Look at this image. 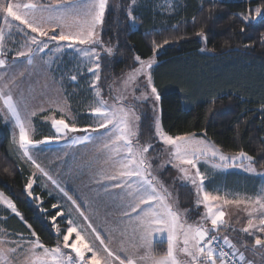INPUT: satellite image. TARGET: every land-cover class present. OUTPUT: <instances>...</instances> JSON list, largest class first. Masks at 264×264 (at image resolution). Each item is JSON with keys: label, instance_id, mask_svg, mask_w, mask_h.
Returning a JSON list of instances; mask_svg holds the SVG:
<instances>
[{"label": "snow or ice", "instance_id": "6c2138e0", "mask_svg": "<svg viewBox=\"0 0 264 264\" xmlns=\"http://www.w3.org/2000/svg\"><path fill=\"white\" fill-rule=\"evenodd\" d=\"M137 2L0 0V119L11 125L12 150L32 169L25 184L28 195L39 175L70 202L66 212L52 205L57 209L50 218L57 242L50 246L0 192V204L28 229L25 235L0 228V264H264V187L248 193L211 186L212 177L228 169L264 176L257 167L264 168V145L258 159L243 148L224 151L206 129L172 134L164 128L153 66L158 50L172 38L153 39L151 55L134 56L119 76L107 73L105 58L114 53L111 42L103 39L107 16L113 8L126 12L130 31L138 22ZM235 16L243 25L264 19V0ZM195 35L207 44L204 27ZM260 42L264 45V34ZM68 50L76 58L68 78L88 80L89 95L83 101L88 122L83 126L71 115L66 95L60 90L50 94L46 78L43 84L31 79L50 70ZM148 104L153 115L145 126L140 108ZM38 116L50 124L53 135L35 138ZM60 141L93 148L83 168L107 202L70 194L41 162L39 146ZM201 164L208 167L202 171ZM169 165L178 174L179 187L189 189V206L181 203L175 183L170 187L161 179V170ZM57 217H67L63 228ZM247 252L260 260L249 259Z\"/></svg>", "mask_w": 264, "mask_h": 264}, {"label": "trees", "instance_id": "16d2710c", "mask_svg": "<svg viewBox=\"0 0 264 264\" xmlns=\"http://www.w3.org/2000/svg\"><path fill=\"white\" fill-rule=\"evenodd\" d=\"M129 2L114 0L119 4ZM259 3L260 0H184L173 13L166 14L159 12L162 9L154 1L139 0L134 9L138 22L130 31H126L129 23L126 12L113 8L103 33V39L114 46L113 56L105 58L107 73L117 76L132 65L134 56H150L153 39L162 42L172 38V43L158 50L153 70L155 85L161 93L160 116L164 128L172 134H200L206 129L208 138L224 151L243 148L258 156L264 145L261 107L264 105V45L260 42L264 19L257 17L250 25H243L235 14L249 7L254 9ZM242 26L244 33L240 32ZM201 27L208 33L204 46L195 35ZM202 48L212 51H201ZM147 111L143 112L145 126L151 120ZM39 118L34 119L35 124ZM46 134L39 133L35 138ZM10 140L9 128L0 119V192L16 204L44 243L54 245L57 234L50 219L57 211L52 208L54 199L37 185L34 189L41 203L38 205L37 199L26 197L29 170L12 150ZM257 167L264 169L259 164ZM170 172L171 168L167 167L166 174ZM179 185L175 187L181 203L189 206L192 199L189 189ZM3 213L6 219L1 225L6 230L28 234L19 217L7 211ZM57 223L61 228L66 224L61 217H57Z\"/></svg>", "mask_w": 264, "mask_h": 264}, {"label": "rangeland", "instance_id": "374dc122", "mask_svg": "<svg viewBox=\"0 0 264 264\" xmlns=\"http://www.w3.org/2000/svg\"><path fill=\"white\" fill-rule=\"evenodd\" d=\"M152 1L156 3V6H158L160 10L162 9L161 11H159L160 13L171 14L175 11V7L179 4H182V1L184 0H152ZM169 5H172V7L170 8ZM17 39H19V37ZM200 41L204 46V42L201 39ZM156 64H154L153 70ZM75 68H76V58L71 53V50H68L64 55L60 56L55 63L51 65L50 70L43 72L40 77L33 76L31 79L33 82L39 79L40 83L43 84L46 78L49 88L51 90L50 94L54 95L57 90H60L64 95H66L68 99V103L71 106V115L78 117V123L80 124V126H83L84 123L88 122V117L84 115L85 103L83 102L85 101V97L89 95V93L85 90L87 87L88 80L87 77H85V78H78L77 82H72L68 78V74L74 71ZM120 74H118L117 76H119ZM62 85L66 86V88L65 87L63 88ZM37 91H39V89H37ZM77 108H80V110L75 112V109ZM146 109L148 110L147 112L150 115V117H152L153 114L151 110V105L148 104L142 106L140 108V111L145 112ZM38 123H42L43 125H39L40 126L39 127ZM38 123L36 124L34 123L35 136L38 135L39 133L42 134L47 133L46 135L42 136V138H40L43 139V137L45 136L54 134L50 124L44 122L42 118H39ZM7 126L9 128L10 137H11V125H7ZM39 148L43 149V151L40 153L41 162L45 165V167L48 168V170L53 175V177L57 178L60 181L61 185L69 190L70 194H73L74 196H79L81 197L82 200H89V201L97 200V197H99V199L97 200L98 203H105L108 201V197L104 195L103 191L97 189V187L91 183L88 176L85 174V169L83 168V164L91 157L94 151L91 146L85 147L82 145H77V146L68 147L64 141H60V142H52V143L40 145ZM157 163H159V161ZM25 165L27 166L30 174L32 169L27 164ZM167 167L171 168L170 165ZM167 167L161 170V179H163L170 187H172L175 182H176L175 185L180 184V181L177 179L178 174L176 173L175 169L171 168V172H170L171 174H166ZM207 167H208L207 165L201 164L202 171L205 170ZM260 171H264V169ZM239 172H243V171L239 169H228L226 171L219 172L212 177L211 186L212 187L221 186L227 190H239V191L248 192L249 185L245 184L242 190L238 189L241 186H243L244 180L239 176H238L239 178H233L232 176V173H234L235 174L234 176H236V174H238ZM260 179L262 183L259 184L258 190L261 187H264V176H261ZM35 185L46 190V192H48V194L53 197L54 204L61 205L62 209L65 212L70 207V202H68L66 198L63 197V194L60 193L58 189L54 188V186H52L51 183L47 181L44 177L39 175L36 177V183L33 184V187L31 189L32 196H29L28 193L25 191L26 197L28 199L32 200L35 199V197L40 198V196L37 193H35V189H34ZM45 185H47V187ZM40 199L38 200L39 202L38 201L36 202L38 205L41 203ZM93 206L95 207V205ZM2 211L3 212L7 211L9 214H14L11 213L10 210L6 209L4 205L0 204V228H4L1 225V221H3V219L6 216L5 213H3ZM62 219L66 222L67 217H64ZM100 219H102V217ZM93 220L96 223L100 222V220L97 219L96 217H93ZM9 232L15 233L12 231Z\"/></svg>", "mask_w": 264, "mask_h": 264}, {"label": "crops", "instance_id": "0c3cea01", "mask_svg": "<svg viewBox=\"0 0 264 264\" xmlns=\"http://www.w3.org/2000/svg\"><path fill=\"white\" fill-rule=\"evenodd\" d=\"M234 175L235 174L232 173L233 178H239L240 177V178H242L244 180L243 181V186H241L238 189L242 190V188L245 186V184L249 185L248 193H252L254 191H257L258 188H259V184L262 183V181L260 179L261 178L260 175H252V174H248V173H245V172H239L238 174H236V176H234ZM230 235L232 236L233 239H236V235L234 233H230ZM246 256L249 259H253V260H256V261L260 260V257L257 256V255H254L252 252H247Z\"/></svg>", "mask_w": 264, "mask_h": 264}]
</instances>
